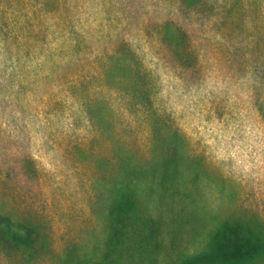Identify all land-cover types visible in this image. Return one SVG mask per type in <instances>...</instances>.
Segmentation results:
<instances>
[{
  "label": "rangeland",
  "instance_id": "1",
  "mask_svg": "<svg viewBox=\"0 0 264 264\" xmlns=\"http://www.w3.org/2000/svg\"><path fill=\"white\" fill-rule=\"evenodd\" d=\"M60 1L0 0V264H264V0Z\"/></svg>",
  "mask_w": 264,
  "mask_h": 264
},
{
  "label": "trees",
  "instance_id": "2",
  "mask_svg": "<svg viewBox=\"0 0 264 264\" xmlns=\"http://www.w3.org/2000/svg\"><path fill=\"white\" fill-rule=\"evenodd\" d=\"M1 1H3V0H1ZM60 1V0H59ZM60 7V8H59ZM55 9H53V11L55 12V11H57L58 13H59V11H64L65 13H64V15H60V18H58V25H59V28H61V27H64L65 29H67V27H69V24H70V27H71V20H72V16H69L68 15V13H69V9L68 8H62V6H61V1H60V6H56V7H54ZM68 12V13H67ZM25 13V12H24ZM33 14V15H32ZM45 14V11H43L42 9H37V8H34L29 14H28V17L30 18V19H32V18H34V17H37V20H38V22L37 23H39L40 22V20H42V21H44V17L46 18V16L44 15ZM18 20V19H17ZM28 21H30L29 19H28ZM15 26L16 28L15 29H9V28H11L12 26ZM11 24L8 20H7V16H6V13L4 12V10L2 9L1 10V13H0V39H4L5 37H10V34H15V31H17V29H18V25L20 26V24L17 22L16 23V25L15 24ZM54 28L56 29V23H55V26H54ZM36 31H37V33L39 34V31H40V28H38V27H36ZM70 33H71V31H70ZM38 34H37V36H36V38L38 39V41L41 43V40H40V38H39V36H38ZM16 38V40L15 41H17V37H15ZM45 38H46V33L44 32V34H43V40L42 41H44L45 40ZM79 38V36L77 35L76 36V39H78ZM76 42V41H75ZM27 53L28 54H30L31 52L30 51H27Z\"/></svg>",
  "mask_w": 264,
  "mask_h": 264
}]
</instances>
